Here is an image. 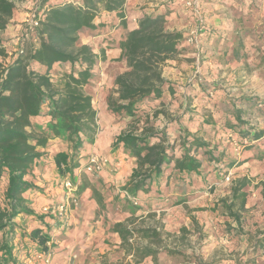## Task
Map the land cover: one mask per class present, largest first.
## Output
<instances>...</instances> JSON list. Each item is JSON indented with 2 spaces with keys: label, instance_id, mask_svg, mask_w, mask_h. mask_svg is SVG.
I'll return each instance as SVG.
<instances>
[{
  "label": "trees",
  "instance_id": "trees-1",
  "mask_svg": "<svg viewBox=\"0 0 264 264\" xmlns=\"http://www.w3.org/2000/svg\"><path fill=\"white\" fill-rule=\"evenodd\" d=\"M16 1L21 0H0V31L7 29ZM46 1L39 0L38 4V11L44 15L40 27L34 34L29 32V39L23 33L19 52L13 60L5 66L0 63V184L4 178L8 180L5 205L0 209V233L4 234L0 244L3 262L0 264H19L14 258L15 251H20L17 249L19 243L15 244L19 231L22 237H29V243L35 244V252L54 253L53 238L48 232L37 227L27 233L16 222L23 214L34 215L24 194L38 188L27 177L42 156L38 148H47L51 138H60L71 148L69 152H58L54 156L56 171L62 179L75 180V170L82 168L79 155L85 144L95 143L100 127L93 99L84 90L94 77L97 55L90 46L80 45V33L97 28L94 20L102 10L118 11L126 2L82 0L81 4L65 2L45 10ZM119 16L123 17V14L119 13ZM182 41V33L166 30L165 15L145 17L137 29L126 35L120 47L128 70L116 77V89L108 98L109 110L114 115L137 121L139 112L150 101L161 100L165 92L175 93V86L163 77V68L178 54ZM2 43L0 41V47ZM3 53L0 51L1 55ZM57 64H70L73 68L55 82L54 67ZM77 64L81 67L79 70L75 69ZM226 103L223 104L228 115L223 122L225 126L234 130L243 141L252 143L263 139L264 133L245 120L251 111L262 107L259 100L242 97L231 100L230 105ZM36 117H46L49 121L45 127L35 125L33 119ZM233 119L235 123L231 122ZM168 128L156 130L147 126L140 133L132 128L117 137L115 146H123L136 159L137 167L123 188L132 197L140 191L149 192L167 170L199 172L203 162L197 158V152L201 151L209 162L217 161L207 150L208 143L182 129H179V135L183 149L175 156L168 141ZM156 139L160 141L153 143ZM258 157L264 159V151ZM247 185L246 179L237 181L231 197L222 202L226 214L239 224L241 212L246 210L244 189ZM94 196L103 207L105 202L101 194L94 190ZM115 229L124 246L129 245L135 235L154 244L161 242L159 232L154 228L131 229L127 224L119 223ZM252 240L254 248L264 253V230ZM138 253L139 260L152 256L157 263L156 250L146 247Z\"/></svg>",
  "mask_w": 264,
  "mask_h": 264
},
{
  "label": "crops",
  "instance_id": "crops-1",
  "mask_svg": "<svg viewBox=\"0 0 264 264\" xmlns=\"http://www.w3.org/2000/svg\"><path fill=\"white\" fill-rule=\"evenodd\" d=\"M65 2L81 4L82 0H48L43 9L47 10ZM35 3L36 0L16 1L14 14L7 29L0 32H6L12 36L18 33L26 17V9ZM119 13H122L123 17L119 16ZM155 15H165L167 31L180 32L183 35L178 54L168 60L169 66L163 69V77L178 85L180 82H186L195 70L201 73L200 80L205 83L217 79L241 81L247 78L246 65L252 66L257 61L254 58H248L244 50L248 51L256 47V40L253 39L256 35L252 36V34L264 29V0H200L198 6L193 9L185 6L182 0H126L118 11L102 10L94 20L97 28L80 33V43L90 46L97 55L93 68L94 77L84 90L93 99V106L98 112L100 131L93 145L88 148L85 145L83 152L79 155V161H84V165L91 154L106 155L110 159V165L103 172L96 175L87 174L84 178L78 174V169L75 170V181L79 185L78 205L71 211V218L66 223L60 217L44 212L46 206L62 201L65 196V190L62 184L60 185L62 178L56 171L54 156L58 152L71 151L67 143L64 146L58 142L62 141L60 138H51L47 148H38L42 156L27 177L38 188L24 194L34 215L23 214L16 221L27 233L39 227L52 236L54 254L51 264H165L167 259L170 264H183L179 259L180 256H194L193 247L188 245L190 242L188 236H179L178 228L190 229L192 223L189 216L180 210V205L174 201L180 197V186L170 180L177 176L183 178L186 184L182 186L181 193L186 192L187 195L194 193L190 192L192 185L189 184L192 178L197 177L202 184L208 185L203 190H199L205 193L206 189L212 186H209L204 171L200 169L199 172L180 173L174 169L167 170L164 176L154 183L149 192L140 191L137 194L135 198L138 199L139 204L136 207L132 206L123 188L137 167L136 159L123 146H115V141L122 132L114 136L116 125L113 120L115 121L116 117L108 106V98L114 94L116 89V77L128 70L127 61L122 58L121 42L130 31L139 27L142 19ZM56 67L60 65H55L54 69ZM172 84L175 86V93L165 92L164 97L177 95L176 85ZM202 86V90L198 92L188 89L181 92L183 107L186 106L185 100L193 103L195 98L199 99L207 95L209 90L207 86L211 87V84L206 83ZM189 88L192 89V87ZM181 120H165L159 130L169 126L168 130L179 133V129L184 127ZM48 121L49 118L46 117L33 119L34 123L44 125V127ZM196 123L189 124L190 130L195 127ZM214 127L218 129L223 127L228 130L223 123L218 121ZM177 129L178 131L175 132ZM262 140H258L257 143ZM223 142L226 144L225 140ZM1 183H5L8 187L6 178ZM85 183L87 186H84ZM94 190L104 198L103 207L98 204ZM186 195L181 197V205L189 204ZM252 205L246 202L245 208L248 210ZM149 212H153L156 214V219L161 220L163 229L147 223L138 224L139 220ZM162 212L166 213L164 217L166 219H163ZM133 218H138V220L134 221ZM211 219L214 225V219ZM24 220L28 223L29 228L27 229L23 226ZM128 221H133V223L129 224ZM196 221L202 225L206 222L201 217L196 218ZM119 223H125L131 229L154 228L159 232L161 242L154 244L146 238L135 235L130 239L129 245L124 246L120 234L115 229ZM136 224L137 228H134ZM243 224V217H241V224L235 221L234 227L236 228L230 233L231 239L242 241L238 244L243 245L240 247L242 253L245 252L246 246V248L249 247L246 251L249 252L248 255H262L264 258V253L254 248V240H252L257 238L258 232L245 234L242 230ZM19 234L15 244L19 243L17 249L20 251L18 254L15 251L14 258L20 264V257L25 251L29 249L35 254L38 252H35V244L29 243V237H25V242L22 243V232L19 231ZM3 237L4 234L1 233V243ZM167 237L174 238V242L173 240L169 242ZM224 241L225 238H219L214 240V245H220L219 243ZM146 247L157 251V263L152 256L143 260L136 257L139 254L138 250ZM248 264L253 263L251 261Z\"/></svg>",
  "mask_w": 264,
  "mask_h": 264
},
{
  "label": "rangeland",
  "instance_id": "rangeland-1",
  "mask_svg": "<svg viewBox=\"0 0 264 264\" xmlns=\"http://www.w3.org/2000/svg\"><path fill=\"white\" fill-rule=\"evenodd\" d=\"M38 4L39 0H36V3L32 7L26 9V17L21 23L22 27L18 33L12 36L8 35L6 32H0V41L3 42L0 47V51L3 50L4 52L3 55L0 54V63L3 66L9 64L17 54L19 49L18 39L23 34L25 29L24 24L28 19V14L37 9ZM91 33L92 32H90V34ZM253 35H256V37L253 38L256 40V47L248 49V51L244 50V54L247 55L248 58H254L257 61L252 66L246 65V79L241 81L234 79L229 81L222 79L206 81L208 84H213L214 88L207 86L209 89L207 95H203V97H199V99H193V103H189L188 100H185L186 106L183 107V103H181V99H183V97L181 98V92L186 89L198 92L202 90V84H206L200 80L201 73L198 71L195 72V70L187 78L186 82H180L179 85L176 82L168 80L176 85L177 95L175 97H169L167 95L168 97H164L162 100L150 101L139 112L138 117L136 118L137 121L129 117H119L114 115L116 117L115 121L113 120L114 125H116L114 129V136L132 128L134 131L138 129V133H140L142 129L147 126L154 127L156 130H159L165 120L181 118L184 126L182 130H187L189 134L208 143L209 148L207 150H210L214 158L217 160L215 162H209L207 156L203 155L201 151L196 153L197 158L203 162L201 169L207 177V181L210 184L209 186H212L210 189L208 187L205 193L204 191L199 192V190H203L208 185H205V183L202 184L200 179L197 177L192 178V181L189 184L192 185V188L189 189L190 192L194 193L187 195L186 192L181 193V190L183 189L182 186L186 184L183 178L177 176L172 178V180L169 179L180 186V197L174 199V201L177 202L176 204L180 205V210H183L186 215L189 216L192 223L189 227L190 229H187V227L178 228V231L180 232L179 236L187 235L190 240L188 245L189 247H193L194 251V256L192 255L193 257H191V255L189 257L186 255L179 257L183 264H248L251 261L253 264H264V258L262 255H248L249 252L247 253L246 251L249 247L246 248V246L244 249L245 252L242 253V249L240 247L243 245H238L242 241H240V239H231L230 233L234 228H236L234 227L235 221L233 218L228 217L225 214V205L222 203L223 200L227 201L231 197L232 187L234 184L239 180L246 179L248 184L245 188V192L247 193V202L252 203L253 205L250 209H246L241 212L244 223L242 230L245 234H254L255 232L264 230V160L259 159L258 157L261 155L262 151H264V138L259 143H251L250 140L243 141L240 135L227 126L226 127L229 131L223 127L220 129L214 127L216 121L223 123L226 116H228L225 113L224 103L229 102L230 105L231 100H238L239 98L247 97L259 100L262 107H259V110L257 109L256 111H251L247 116H245V120L250 126H253L255 130L262 131L264 133V29L259 31V33L252 34V36ZM80 45L82 44L80 43ZM169 64V62L166 63L164 68L169 66ZM72 68L73 67L70 64L56 67L53 77L54 81L57 82L64 73L71 72ZM80 68L81 67L78 64L75 66L76 70H79ZM189 87H192V89ZM217 94H220V97L217 96ZM225 94L228 96L227 98L224 97L226 96ZM189 97L191 98V95H189ZM185 101L183 102L185 103ZM106 118L108 119V117ZM191 122L197 123L195 124V127L190 130L189 124ZM231 122L235 123L234 119ZM35 125L40 124L35 123ZM177 131L178 129L175 132ZM167 134L168 141L173 147L175 156H179L181 150L183 149L181 147L179 133H174V130H168ZM224 140L226 141V144L223 142ZM159 141V139H156L153 140V143H157ZM58 142L61 143V145L66 146V142L64 140ZM85 145L87 148L90 147V144ZM83 158L86 159L87 157ZM81 163H84V161ZM78 170V174L81 177L84 178L87 175L83 168ZM6 189L7 186L5 183H1L0 209H2L5 205ZM183 195H186L187 200H189V204L181 205L182 202L180 201ZM130 202H132L131 205L135 207L139 204L138 199H136L137 204L131 200ZM57 204H59V202L51 206H55ZM74 208L75 207H73L72 211ZM161 214L164 215L163 219H166L164 218L166 213L164 214L162 212ZM155 216L156 214L149 212L143 219L139 220L138 224L142 225L147 223L150 225H156L163 229L161 220L156 219ZM200 217L202 220L206 221L203 225L197 223L196 221V218ZM211 218L214 219V225H212ZM133 220L137 221L138 218H133ZM200 221L201 220L199 219V222ZM128 222L129 224L133 223V221ZM27 224V221L24 220L23 226H25L26 229L29 228ZM134 228H137V224ZM222 237L225 238V241L219 243L220 245L215 246L214 240ZM24 238L25 237L21 236L22 243L25 242L23 241ZM168 238L169 242L170 240H173V242L175 240L174 238L170 239V237H167V239ZM18 252L19 251H17V254ZM34 255L36 254L32 251L30 252L28 249L27 252L25 251V253H23L19 261L21 264H30L27 263V260L32 258ZM2 256L3 255L0 253V263L3 262L1 260ZM168 260L169 259H167L164 263L170 264ZM33 264H42V262L35 260Z\"/></svg>",
  "mask_w": 264,
  "mask_h": 264
},
{
  "label": "built area",
  "instance_id": "built-area-1",
  "mask_svg": "<svg viewBox=\"0 0 264 264\" xmlns=\"http://www.w3.org/2000/svg\"><path fill=\"white\" fill-rule=\"evenodd\" d=\"M199 1L200 0H182L185 6L191 9L196 8L199 4ZM43 20V12L38 11V8L28 14V19L24 24L25 29L23 31L27 39L30 38L29 32H31V34H34V30L40 27L41 22ZM18 40L20 44L22 40V35L19 37ZM109 165L110 159L108 156L91 154L89 155L87 162L82 166V168L86 174L95 175L106 170ZM61 184L65 190L64 199L55 206H46L44 208V212H46L47 214L54 215L55 217H60L62 220L68 222L71 218V211L73 207H76L78 205L77 191L79 185L75 180L71 179L70 177L62 179ZM125 193L129 200L134 201V203L137 204L135 197H132L127 191H125ZM53 254L54 253H49L44 255L42 253H36V255L27 260V263L33 264V262L37 260L42 262V264H51Z\"/></svg>",
  "mask_w": 264,
  "mask_h": 264
}]
</instances>
